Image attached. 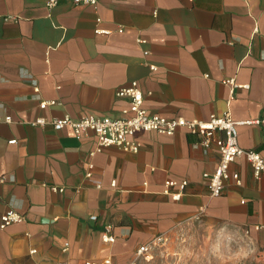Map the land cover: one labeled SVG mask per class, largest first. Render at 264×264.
<instances>
[{
  "label": "crops",
  "instance_id": "crops-1",
  "mask_svg": "<svg viewBox=\"0 0 264 264\" xmlns=\"http://www.w3.org/2000/svg\"><path fill=\"white\" fill-rule=\"evenodd\" d=\"M97 26L112 33L96 34ZM133 81L152 115L229 112L239 146L264 156V0H60L53 8L0 0V217L14 209L25 218L0 228V264H129L140 246L197 219L264 247V181L246 157L231 165L241 185L230 178L211 197L204 174L220 154L199 135L140 132L137 153L111 146L92 155L93 133L78 139L71 128L31 124L121 117L130 100L117 92ZM50 100L57 104L39 107ZM167 180L187 181L178 199L177 188L165 192Z\"/></svg>",
  "mask_w": 264,
  "mask_h": 264
},
{
  "label": "built area",
  "instance_id": "built-area-1",
  "mask_svg": "<svg viewBox=\"0 0 264 264\" xmlns=\"http://www.w3.org/2000/svg\"><path fill=\"white\" fill-rule=\"evenodd\" d=\"M60 0H46L49 8L55 7ZM76 4L95 6L97 0H73ZM97 25L101 23V18H96ZM122 31V27L117 29ZM96 34H110L111 29H95ZM143 42V41H142ZM153 70L155 67H151ZM235 85L234 79L225 81ZM119 97L129 98L130 104L122 110V116L111 118L107 116L86 115L79 119H73L69 115L62 118H38L31 122L32 125L46 126L51 125L56 131L64 128H71L78 139H82L86 134L93 133L96 136V147L92 155L101 152L103 149L115 146L125 152L137 153L141 147L140 142L134 139L140 132H157L160 134L172 136L176 132L185 130L188 133L196 134L201 137L199 145L204 148H210L212 145L218 149L220 159L217 167L212 174H204L207 179V188L211 197H218L223 194L227 180L233 178L237 185H241V180L237 172L231 171V165L239 156H244L250 162L253 170V176L256 180L264 181V156L253 150H245L238 143V122L234 121L227 112L224 116H210L208 120L186 119L181 116L166 118L159 115H152L144 107V94L138 86L137 81H133L130 86L122 88L117 92ZM57 104L56 100L43 101L39 104L41 109ZM6 122H12V118L7 116ZM264 124V119L261 121ZM10 143H15L11 140ZM86 176L92 177V172L87 171ZM5 181L4 176H0V183ZM115 185V182H112ZM187 186V181L167 180L165 182V192L170 193V188L175 187L177 191L172 194L174 199H178ZM97 187L100 184L97 183ZM53 191L62 192L63 188L51 187ZM95 218V216H93ZM25 220L24 215L14 209L5 211L0 217V228L4 229L12 224L21 223ZM262 226H256L260 229ZM106 241L113 242V236L106 235ZM163 242L159 237L153 242L140 246L134 258L129 264H139L141 258H148L152 249ZM67 245L63 251L67 250ZM34 252V250L32 251ZM88 264H118L111 258H105L97 262H87ZM57 264H68L59 262Z\"/></svg>",
  "mask_w": 264,
  "mask_h": 264
},
{
  "label": "rangeland",
  "instance_id": "rangeland-1",
  "mask_svg": "<svg viewBox=\"0 0 264 264\" xmlns=\"http://www.w3.org/2000/svg\"><path fill=\"white\" fill-rule=\"evenodd\" d=\"M139 264H264V247L236 228L197 219L181 224Z\"/></svg>",
  "mask_w": 264,
  "mask_h": 264
}]
</instances>
